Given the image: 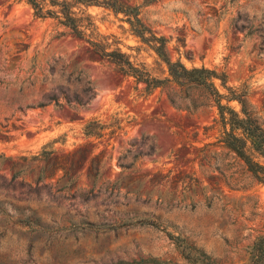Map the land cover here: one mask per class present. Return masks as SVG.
<instances>
[{
    "label": "rangeland",
    "instance_id": "1",
    "mask_svg": "<svg viewBox=\"0 0 264 264\" xmlns=\"http://www.w3.org/2000/svg\"><path fill=\"white\" fill-rule=\"evenodd\" d=\"M122 1L142 6L172 61L244 87L264 123V0ZM88 10L114 48L165 77L122 14ZM92 120L104 138L86 137ZM221 135L203 90L148 92L57 21L0 0V264H201L200 252L247 264L264 235V184Z\"/></svg>",
    "mask_w": 264,
    "mask_h": 264
},
{
    "label": "trees",
    "instance_id": "2",
    "mask_svg": "<svg viewBox=\"0 0 264 264\" xmlns=\"http://www.w3.org/2000/svg\"><path fill=\"white\" fill-rule=\"evenodd\" d=\"M27 4L37 19H52L75 37L85 40L92 49L103 58L115 64L120 72L133 78L137 83L145 85L150 92L163 88L169 84L179 87H195L203 90L215 101L222 127L220 143L229 152L243 162L247 171L260 184H264V165L257 159H264V123L249 102V92L244 88L227 86L225 75L216 70L205 67L187 68L180 61H172L167 52V41L164 37H156L143 24L140 15L142 6L130 5L122 0H17ZM159 0H144L145 6ZM102 7L111 10L115 15L122 14L126 18L133 34L147 44L156 53L164 67L165 77H158L146 67L135 64L120 48H114L109 38L103 36L90 14L89 8ZM150 37H147V35ZM220 80L228 95H223L217 88L215 81ZM228 103L237 102L240 110L237 111ZM106 126L92 120L85 125L86 137L101 139L105 137ZM52 152L42 151V157L49 161ZM154 225L153 223H147ZM195 262L201 264H219L204 252H200ZM164 264L156 260H142L139 264ZM247 264H264V235L253 243Z\"/></svg>",
    "mask_w": 264,
    "mask_h": 264
}]
</instances>
